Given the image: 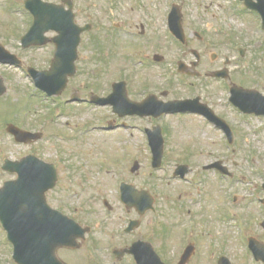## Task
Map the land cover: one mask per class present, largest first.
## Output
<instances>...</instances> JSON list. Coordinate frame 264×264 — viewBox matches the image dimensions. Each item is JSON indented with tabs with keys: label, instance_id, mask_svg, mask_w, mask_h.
<instances>
[{
	"label": "flooded vegetation",
	"instance_id": "flooded-vegetation-1",
	"mask_svg": "<svg viewBox=\"0 0 264 264\" xmlns=\"http://www.w3.org/2000/svg\"><path fill=\"white\" fill-rule=\"evenodd\" d=\"M219 1L1 0V14L22 18L25 31L20 35L14 20L0 24V44L22 68L45 71L55 64L62 71L65 66H76V75L60 96L67 98L64 103L57 102L58 109L64 108L72 118L87 112L104 113L101 123L86 121L80 126L115 134L128 145L147 144L148 132L160 126L167 143L168 123L193 115L161 114L153 105L145 111L146 116L129 111L132 104L147 100L158 106L196 98L214 109V102L200 89L216 82L211 75L232 62L226 57L225 67H213L219 55L206 52L217 47L218 34L224 29L219 26L218 11L226 13V8ZM235 1L243 11L260 19L262 29L259 11L264 9V0ZM36 16H50L51 28L44 35L47 41L25 47L22 39ZM243 50L245 57L247 50ZM44 64L47 66L41 68ZM186 81L192 91L185 96L180 92L185 91ZM110 112L112 117L105 115ZM66 125L78 126L69 119ZM192 171L189 168V174ZM225 176L234 178L232 172ZM122 183L100 187L116 193L112 198L101 196L100 212L95 211L96 206L86 214L76 209V217L65 187L57 185L47 194L52 209L80 225L87 216L99 218L90 220H96V226L84 225L92 230L83 250L62 249L65 255L60 251L64 264H264L262 187L251 194L235 187L199 186L185 191L181 186L177 192L160 194L154 187L136 185L131 190L144 193L135 196V200H142L138 209L122 202ZM80 186L83 190L86 187ZM100 188L88 186L86 190L96 193ZM76 252L84 255H66ZM13 254L8 237H0V255Z\"/></svg>",
	"mask_w": 264,
	"mask_h": 264
},
{
	"label": "rangeland",
	"instance_id": "rangeland-1",
	"mask_svg": "<svg viewBox=\"0 0 264 264\" xmlns=\"http://www.w3.org/2000/svg\"><path fill=\"white\" fill-rule=\"evenodd\" d=\"M219 4H223L226 8V13L218 11L219 26H223L224 29L218 34L217 47L206 52L209 55H219L220 60L213 67H223L226 57L232 60L229 65L231 80L204 85L200 92L206 93L207 100L214 102L217 112L228 122L235 141L230 145L223 131L216 130L212 126L201 129L198 124L200 120L197 117H193V120L183 117L182 122L179 119H173L168 123L171 132L164 167L172 171L176 164L181 163L185 156L191 154L188 157L193 171L187 176L188 183L191 179L194 181L201 178L203 183L200 186L238 187L237 183H234L238 182L241 191L253 194L260 191L263 185L261 183L264 178V117L249 116L247 118L237 109L234 111L235 108L229 103L228 98L230 85L256 90L264 95V30L254 29L256 26L261 27L260 19L254 15H245L243 10H240L241 7H238L240 5L237 1L220 0ZM19 19L21 18L4 16L0 12V24L7 25L8 21L13 20L17 24L18 21L21 35L24 27L21 26ZM22 24L24 25L23 21ZM239 48L247 50L244 58L239 55ZM46 66L44 64L41 68ZM0 76L5 79L8 87L7 93L0 98V187L6 181L14 179L11 174L2 170L4 160H20L31 154L57 164L61 177L59 185L65 187L68 192L74 217L78 216L76 209L81 214L84 210L86 214L91 211L90 207L96 206L95 211L100 212L101 196L104 194L112 198L116 194L114 189L103 190L100 187L115 186L121 181H127L135 186L154 187V191L159 193L162 191L174 193L181 186H184L183 190L189 191V187L193 186L188 185L187 182L182 184L172 180V173L165 171L164 168L154 170L151 167V157L145 150V145L140 142L128 145L120 142L115 134H105L94 128L88 132L87 126H80L81 122L86 121L95 125L101 123L100 117L104 113L87 112L81 118H72L66 112L55 110L58 107L57 102L41 100L40 103L39 96L34 95L31 80L23 71L0 65ZM202 84L205 82L202 81ZM180 93L185 96L191 94L188 89ZM66 98V96L62 97L59 101L64 103ZM28 109L30 110L26 114ZM105 115L112 117L111 112ZM23 116L24 120L20 122H26L19 124L31 130L40 131L43 134L42 141L27 146L17 145L10 138L6 132L7 123L18 122L19 119H23ZM68 119L78 126L64 128L67 126ZM84 133L89 135L83 137ZM59 134L64 136L58 138ZM135 159L139 161L141 168L133 174L131 169ZM217 162H221V165L227 167L230 172H236V176L232 179L223 178L225 182L216 177V174H221L219 171L211 169L204 173H207L206 175H202L197 170L205 169L206 165ZM238 176H241V182L237 181ZM80 185L86 186L85 189L83 190ZM88 186L94 188L98 186L100 190L91 193L86 190ZM157 187L159 188L156 189ZM59 191L61 190H57L58 193ZM94 197H96L95 200ZM87 218L86 221L81 220V225L88 223L96 226V220L92 223L91 221L97 217L90 215ZM109 230L112 231L113 228L110 227ZM95 232L99 233V228ZM0 237H7L2 228H0ZM83 249L84 247L81 250ZM61 254L65 255L62 251ZM66 255L77 258L84 253H66ZM8 260L9 257L0 255L2 264H10Z\"/></svg>",
	"mask_w": 264,
	"mask_h": 264
},
{
	"label": "water",
	"instance_id": "water-1",
	"mask_svg": "<svg viewBox=\"0 0 264 264\" xmlns=\"http://www.w3.org/2000/svg\"><path fill=\"white\" fill-rule=\"evenodd\" d=\"M40 25L36 22L24 41L31 40ZM54 69L55 67L46 73L30 71L38 86L50 96L54 95L62 84L66 85L67 77L75 73L73 67V70L65 74V79L55 80ZM5 91V88L0 87V95ZM243 93L253 100L252 103L243 102L234 95L232 98L234 104L244 112L264 114V97L259 93L246 91ZM177 104L180 109L175 110L181 112L192 110L189 109L192 105L191 101ZM193 112L196 111L193 109ZM212 120L223 127L231 141L232 134L229 127L217 118L212 117ZM9 131L19 142L28 143L35 138L33 134L20 131L14 126H10ZM152 138L154 166L158 167L164 152L159 129L155 130ZM3 168L17 174L15 181L7 182L5 188L0 190V221L15 245L14 260L17 264H61L56 255L57 250L65 246L76 248L79 246L77 238L85 237L89 229H84L76 222L51 210L46 204L45 193L54 188L58 180L55 165L29 156L18 162L7 160ZM6 195L15 196L10 199V204H7ZM127 195L129 198L124 200L131 205L133 202L130 198L131 194L128 192Z\"/></svg>",
	"mask_w": 264,
	"mask_h": 264
}]
</instances>
